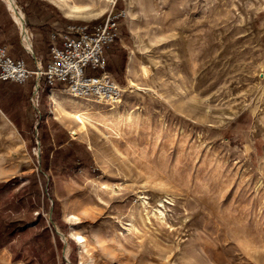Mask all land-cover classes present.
Wrapping results in <instances>:
<instances>
[{"label": "rangeland", "instance_id": "rangeland-1", "mask_svg": "<svg viewBox=\"0 0 264 264\" xmlns=\"http://www.w3.org/2000/svg\"><path fill=\"white\" fill-rule=\"evenodd\" d=\"M130 1L98 19L125 14L122 105L82 124L98 103L31 101L26 145L0 148L8 217L34 221L23 242L50 226L56 264H264V0H154L150 16Z\"/></svg>", "mask_w": 264, "mask_h": 264}, {"label": "crops", "instance_id": "crops-1", "mask_svg": "<svg viewBox=\"0 0 264 264\" xmlns=\"http://www.w3.org/2000/svg\"><path fill=\"white\" fill-rule=\"evenodd\" d=\"M15 1L24 14L25 35L22 39V25L13 18L6 1L0 0V47H7L13 59L24 60L26 66L32 70L36 68V59L43 66L50 62L51 37L57 33L58 29L66 25L95 22L107 11L106 0ZM120 41L121 34L112 50L106 53L107 66L100 73L106 72L114 80L115 67L112 65L111 56L121 46ZM131 64L132 60L128 66L129 75L133 69ZM33 85L34 79L32 78L22 84L0 79V148H23L26 145L27 134L32 133L34 128V114L31 105ZM50 89L49 85L43 84L42 96L45 101L50 102L49 106L52 104L56 106V98H50V93L52 95L54 92L57 97L66 90L65 86L57 83ZM44 108H46L47 117L59 121L52 107L49 111L46 106ZM8 181L9 177L0 176V192L7 189ZM10 203L9 197L4 195L0 197V264H43L44 256L48 257L47 261L51 264H56L57 247L52 228L45 226L40 229L39 236L35 235L23 242L25 238H22L21 231L24 233L34 221L10 219L8 215L10 213L13 215L19 210L16 206H10ZM9 228L13 230L9 231ZM43 233L48 235V242H43L41 237Z\"/></svg>", "mask_w": 264, "mask_h": 264}, {"label": "built area", "instance_id": "built-area-1", "mask_svg": "<svg viewBox=\"0 0 264 264\" xmlns=\"http://www.w3.org/2000/svg\"><path fill=\"white\" fill-rule=\"evenodd\" d=\"M124 16L123 11H110L95 22L58 29L51 37L50 62L43 66L36 59L33 70L26 66L24 60L13 59L7 47H0V79L20 84L34 79L31 101L38 113L43 84L52 89L57 83H62L74 98L107 108L117 107L123 99L122 87L106 72L90 75L88 68H106V53L120 37V19ZM24 35L25 29L22 28V39Z\"/></svg>", "mask_w": 264, "mask_h": 264}, {"label": "bare ground", "instance_id": "bare-ground-1", "mask_svg": "<svg viewBox=\"0 0 264 264\" xmlns=\"http://www.w3.org/2000/svg\"><path fill=\"white\" fill-rule=\"evenodd\" d=\"M6 1V3H7V5H8V8L10 9V12H11V14L13 15V18L16 20V22H18V23H20L21 25H22V27L24 28V14H23V12L19 9V7H18V5H17V3H16V1L15 0H5ZM154 0H131L130 1V3H131V5H134V4H136L135 6L138 8V10H140V14H142V15H144V16H150V15H153L152 13H153V11H154V2H153ZM164 1H169V0H164ZM72 2H74V1H72ZM127 9H128V7H127ZM128 12V11H127ZM129 18V17H128ZM130 21V20H129ZM142 65V64H141ZM141 67V66H140ZM143 71H144V75L145 76H149V75H151L150 73H151V69H150V67H148L147 65H144L143 66ZM132 73H135L134 72V69H132ZM132 76V75H131ZM131 76L129 77V87H134L136 90H137V92H142V91H147V88H145V87H143V86H141V85H138L132 78H131ZM52 98H54L55 99V96H56V94L54 93V92H52ZM73 101H75L76 103H80L81 104V101H79V100H73ZM122 103H123V100H121L120 101V106L122 105ZM82 104H84L85 106H90V105H92L91 103H87L86 101H82ZM119 105L117 106V107H119ZM106 106H104V105H102V104H100L99 106H97V107H92V108H87V109H83V110H85L83 113H80L79 115L80 116H82V117H80L79 116V120H80V122L82 123V124H84V117H83V115H89V118H90V116H94V117H98V116H100V114H103L105 111H109V110H113V109H115V108H117V107H110V108H105ZM107 115V114H106ZM106 117V116H105ZM85 119H87V118H85ZM108 120V119H107ZM92 122V121H91ZM86 123V122H85ZM86 125V124H85ZM84 126V125H83ZM75 128V127H74ZM87 130V129H86ZM75 132H77L78 133V131L77 130H74ZM83 131V130H82ZM86 133V132H85ZM168 197V196H167ZM171 198H165V199H162V200H160V201H158L159 202V206L157 207V209H155V208H153V209H155V211H158L159 212V214H158V216L160 215L161 217H163L164 216V213H163V210L161 209V206H165L166 207V204L169 202V200H170ZM140 200H142L141 201V203H140ZM139 200V204H142V205H144L145 206V210H147V206H146V204L148 205V202H145V198H144V196L141 198ZM171 201V200H170ZM137 207V206H136ZM138 207H139V205H138ZM148 207H149V205H148ZM151 207H153V206H151ZM140 208V207H139ZM144 208V207H143ZM135 210V209H134ZM147 213V212H146ZM160 216H159V218H160ZM161 219V218H160ZM163 219V218H162ZM79 240H80V242L83 244V242H85V239L80 235V237H79ZM84 245V244H83Z\"/></svg>", "mask_w": 264, "mask_h": 264}, {"label": "trees", "instance_id": "trees-1", "mask_svg": "<svg viewBox=\"0 0 264 264\" xmlns=\"http://www.w3.org/2000/svg\"><path fill=\"white\" fill-rule=\"evenodd\" d=\"M59 144L61 145V142H59ZM41 176H42V175H41ZM55 208H56V205H55ZM55 208H54V209H55ZM38 224H39V222H38ZM38 224H37V225H38ZM55 230H56V229H55ZM56 238L59 240V237H58V236H56Z\"/></svg>", "mask_w": 264, "mask_h": 264}, {"label": "water", "instance_id": "water-1", "mask_svg": "<svg viewBox=\"0 0 264 264\" xmlns=\"http://www.w3.org/2000/svg\"><path fill=\"white\" fill-rule=\"evenodd\" d=\"M28 51H30V52H31V49H30V48H28ZM56 232L60 234V232H59L57 229H56Z\"/></svg>", "mask_w": 264, "mask_h": 264}]
</instances>
